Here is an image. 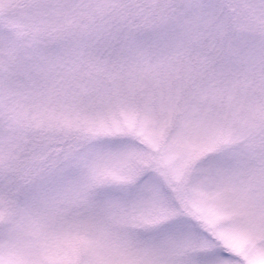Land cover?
Segmentation results:
<instances>
[{
    "label": "snow or ice",
    "instance_id": "1",
    "mask_svg": "<svg viewBox=\"0 0 264 264\" xmlns=\"http://www.w3.org/2000/svg\"><path fill=\"white\" fill-rule=\"evenodd\" d=\"M0 264H264V0H0Z\"/></svg>",
    "mask_w": 264,
    "mask_h": 264
}]
</instances>
